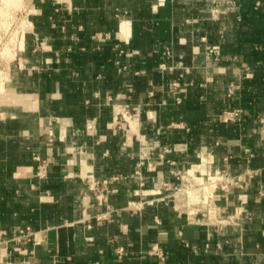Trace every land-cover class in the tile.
<instances>
[{
    "label": "crops",
    "instance_id": "crops-1",
    "mask_svg": "<svg viewBox=\"0 0 264 264\" xmlns=\"http://www.w3.org/2000/svg\"><path fill=\"white\" fill-rule=\"evenodd\" d=\"M41 2L0 105V264H264V0Z\"/></svg>",
    "mask_w": 264,
    "mask_h": 264
},
{
    "label": "rangeland",
    "instance_id": "rangeland-1",
    "mask_svg": "<svg viewBox=\"0 0 264 264\" xmlns=\"http://www.w3.org/2000/svg\"><path fill=\"white\" fill-rule=\"evenodd\" d=\"M41 1L42 0H0V105L8 84L10 83L11 76L21 67L19 66V60L24 57V49L29 40L28 33L33 29L34 20L39 11L38 8L42 3ZM233 108L226 109L221 113L220 119L222 122H224V113ZM138 113V111L132 110L129 115L134 117ZM244 116L243 112L241 121H243ZM122 118L125 119L124 116ZM241 121H237L236 123H240ZM173 124H171V126L175 127V124L174 126ZM211 176H214V172ZM188 178L191 185L199 188V191L198 194H195L194 189L188 186L189 183L182 180L186 183L184 189H187V192L183 195V198L187 202L193 201L196 195L200 196L201 194L209 193L208 191H210V189H203L199 186L194 175H188Z\"/></svg>",
    "mask_w": 264,
    "mask_h": 264
},
{
    "label": "built area",
    "instance_id": "built-area-1",
    "mask_svg": "<svg viewBox=\"0 0 264 264\" xmlns=\"http://www.w3.org/2000/svg\"><path fill=\"white\" fill-rule=\"evenodd\" d=\"M260 3H257V6H259ZM175 87H178V83L174 84ZM180 99L177 98V102H179ZM242 114L243 111L240 108H233L230 109L228 111H226L224 113V122L226 123H236L237 121H241L242 119ZM36 159L38 161H41L40 157H36ZM46 166H47V162L46 161H41V165L38 167V176L40 178H45L46 177ZM192 175H194V173H191ZM189 172L186 173V177H188V175H191ZM184 175L181 176V180L186 181L187 183H189V187L194 189V193L198 194L199 188H196L194 186L191 185L190 181H188L189 178H186ZM197 180V178H195ZM233 178L222 174L220 171H215L214 172V176H209L207 181H197L198 185L201 186L203 189H211V191H208V194L204 193L203 196V204H207V201H209V199H211L214 195V193L218 190H222V191H229L230 190V186L232 184ZM201 188V189H202ZM187 192V189H179L177 190V192L172 193L171 197L177 198L181 195H184ZM211 192V193H210ZM5 233V232H4ZM38 232H35V230H33L31 227H25L22 229H19L16 231L15 233V239H17V241H21L22 239H25L26 241H32L33 238L36 239V235ZM153 251H155V249H152ZM118 256L122 257L124 255V250L123 248L118 249ZM158 255L162 257V254L157 251Z\"/></svg>",
    "mask_w": 264,
    "mask_h": 264
},
{
    "label": "bare ground",
    "instance_id": "bare-ground-1",
    "mask_svg": "<svg viewBox=\"0 0 264 264\" xmlns=\"http://www.w3.org/2000/svg\"><path fill=\"white\" fill-rule=\"evenodd\" d=\"M194 168H196V167H194Z\"/></svg>",
    "mask_w": 264,
    "mask_h": 264
}]
</instances>
